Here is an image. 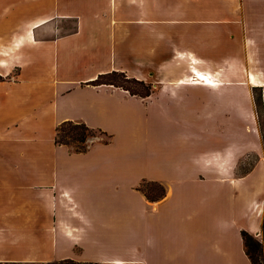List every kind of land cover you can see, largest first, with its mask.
I'll list each match as a JSON object with an SVG mask.
<instances>
[{
	"label": "crops",
	"instance_id": "crops-1",
	"mask_svg": "<svg viewBox=\"0 0 264 264\" xmlns=\"http://www.w3.org/2000/svg\"><path fill=\"white\" fill-rule=\"evenodd\" d=\"M111 71L154 90L88 83ZM253 89L264 115V0H0V264H250ZM66 120L111 140L57 145ZM144 179L165 195L148 200Z\"/></svg>",
	"mask_w": 264,
	"mask_h": 264
},
{
	"label": "trees",
	"instance_id": "trees-1",
	"mask_svg": "<svg viewBox=\"0 0 264 264\" xmlns=\"http://www.w3.org/2000/svg\"><path fill=\"white\" fill-rule=\"evenodd\" d=\"M107 77L106 81L103 80ZM88 83L110 84L115 87H120L127 90L131 95L138 96L145 99L149 96L154 88L151 83L143 80H138L134 77H129L123 71H111L103 74H99L94 80ZM97 135L101 137L104 143H107L111 139V135H108L105 131L97 128L89 127L85 122L81 120H66L59 123L56 126L55 143L57 145L71 146L74 152H85L89 145L86 144L88 137ZM249 170V169H248ZM243 171L242 173L246 172ZM147 185L153 186L152 190L146 188ZM137 189L141 191L144 196L150 200H158L165 195L164 186L156 181L142 180L138 183ZM241 237L245 252L250 260V264H264V247L260 239L247 231H241ZM46 264H98L92 261H77L71 258L54 260L47 262Z\"/></svg>",
	"mask_w": 264,
	"mask_h": 264
},
{
	"label": "rangeland",
	"instance_id": "rangeland-1",
	"mask_svg": "<svg viewBox=\"0 0 264 264\" xmlns=\"http://www.w3.org/2000/svg\"><path fill=\"white\" fill-rule=\"evenodd\" d=\"M24 5H25L24 6V19L26 21L35 15V11L37 8H36V3L31 2V1H25ZM73 26H74L73 23H70L67 27V30L72 29ZM106 79L107 77H105L103 80L106 81ZM252 92H253V97H254V102H255L256 123H257V127L259 130V138H260L261 144L263 145V152H264V115L261 112V107H260V92L258 89H253ZM97 139H101V137L97 135L90 136L88 137L86 144L89 145L91 144V142ZM68 147L71 148V150L73 151L71 146H68ZM256 158H257V155L254 154L253 152H250L248 156L242 162L239 163L237 167V172L242 173L243 171L248 170L254 164ZM146 181H149V180H146ZM146 188L149 190H152L153 186L147 185ZM43 264H46V263H43Z\"/></svg>",
	"mask_w": 264,
	"mask_h": 264
},
{
	"label": "bare ground",
	"instance_id": "bare-ground-1",
	"mask_svg": "<svg viewBox=\"0 0 264 264\" xmlns=\"http://www.w3.org/2000/svg\"><path fill=\"white\" fill-rule=\"evenodd\" d=\"M197 74L200 75V76H204L205 79H207V78H206V75H204L202 72H197Z\"/></svg>",
	"mask_w": 264,
	"mask_h": 264
}]
</instances>
